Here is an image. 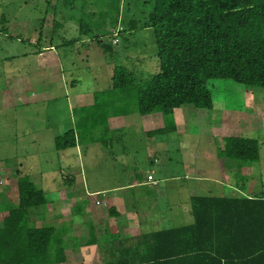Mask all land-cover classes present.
<instances>
[{
	"label": "rangeland",
	"instance_id": "374dc122",
	"mask_svg": "<svg viewBox=\"0 0 264 264\" xmlns=\"http://www.w3.org/2000/svg\"><path fill=\"white\" fill-rule=\"evenodd\" d=\"M51 1L52 3L48 0H0V33H7L11 37L0 35V59L2 58L0 60V211L15 206L18 201L17 171L27 174L38 187L45 190L47 197L46 205L34 208L30 212L29 221L36 226L53 225L60 228L63 225L68 228V233L63 234L62 239L67 264H99L95 260L96 255L100 258L97 250L94 247L91 248V245H85L89 239V232H87L88 226H90L87 217L89 200L82 190L79 202L74 203L76 195L71 194L69 187L76 186L75 189L78 191L77 185L80 183L81 175L76 174L73 169L76 167L79 171H85L87 160H89L88 139L94 138V134L106 135V132L102 126L90 129L92 120L82 128L77 125L78 123H74L77 111L73 112L68 107L67 97L78 91L102 90L103 87L105 89L108 87V83L110 85L112 83L115 65H122L131 70L136 81L149 79L159 72L157 46L152 29L141 27L148 18L151 4L148 0H120L119 11L116 13L113 0H71L72 7L69 6L71 5L69 0ZM88 2V8L83 9L84 14L80 8L84 4L87 5ZM104 3L106 6L103 8ZM91 13L93 16H90ZM55 14L64 23L66 30L61 31H64L66 38L71 39L78 36L80 28L78 19L92 27L91 34L84 38L81 36V40L84 39L83 42L79 41L76 44L70 42L63 45L60 43L61 40L55 37V31L52 30L55 25L53 22ZM116 16L121 30L117 32V43H113L115 36L111 34L118 27H115L116 22H114ZM133 17L137 19L138 25L137 29L130 33L127 22ZM22 26L29 33L38 30L30 46L26 42V38L31 37V35H27V31L21 36L16 35L20 29H23ZM103 27H107V29L103 30ZM102 32L111 34L99 38V35L103 34ZM41 33H44L46 37L42 40L46 39L47 42L50 36L54 35L53 43L58 45L57 53L62 58L64 68L70 71L60 74L59 67L50 68L54 64L53 61H49L46 63L48 74L45 80L41 76H36L26 83L23 94L25 99L23 98L24 102L22 103L19 98L15 97L13 88L10 86L9 71L10 68H23L22 63L26 60L22 57L18 59L15 57L14 62L7 60L11 65H6L4 58L30 50V63L28 65L26 61V67L27 65L31 68L42 66L43 60L39 58L35 60L33 57V51L37 47L35 39L40 37ZM97 38L102 39L103 42L111 43L114 52H104ZM73 62L75 68L72 69L70 65ZM49 68L51 72H49ZM46 73L44 72V74ZM62 75L63 79L61 80ZM71 79L75 80L73 82L75 90H69ZM44 86H49L48 89H52L50 101L41 99L39 91L43 90ZM209 88L214 103L212 109L195 108L191 104H184L174 110L173 117L178 124L175 134L178 135V139L168 142V146H165L166 149L156 151L155 156L158 162H155L153 167L156 171L155 176L164 178L177 173L176 170L180 169L179 172H181L182 162L189 159L193 162L192 166L195 171L201 172L203 176H217L216 171L220 170L219 179L225 174H231L234 179L243 177L245 184L252 181L256 187L259 181L263 180L264 182V88H246L244 85L228 79H212L209 81ZM4 100L8 102L11 100L12 103L16 102L18 105L13 108L12 104L10 105L11 101L9 105L7 102V109L5 107L4 110ZM102 108L100 113L103 112ZM158 115L163 122L162 114L157 112ZM139 117L136 112L131 115L129 119H133L136 122L135 125L128 126L127 130H122L119 133L142 132L141 127L145 126V120ZM71 120H73L72 123ZM148 123H150V118ZM97 124L100 125L99 122ZM73 128L76 131L84 129V133L80 138V147L77 148L79 152L75 148L65 151L68 156L63 159L70 167L65 168L63 161L57 157V151L53 148V139L56 135H61L66 130ZM162 128H164V124ZM86 129L88 131H85ZM168 133L170 132L161 134L166 137ZM232 135L257 139L259 160L248 164L224 157L220 152L224 144L223 138ZM181 142L185 143L187 147L180 146ZM132 145L138 149L141 146H146V144L141 145L135 141L132 142ZM144 151L145 159L151 155V160H153L154 153L147 149ZM107 170L110 171V169ZM74 176L75 179L72 181ZM83 178H85L84 173ZM177 181V183L184 182L183 179ZM189 181L192 182V180ZM194 187L190 186L192 192L205 194V192L197 190L196 186ZM60 188L68 190L66 194L71 196L70 200H66L68 203L64 204L59 199L56 189ZM164 189H168L166 194L170 198L173 190L169 188V185ZM258 191L261 189L256 187V192ZM188 194L189 191L186 190L177 199L185 202ZM164 203L166 204L165 209L170 211L171 206L168 201ZM79 210L84 212V215L74 218L73 215ZM90 249H93L92 253H89Z\"/></svg>",
	"mask_w": 264,
	"mask_h": 264
},
{
	"label": "trees",
	"instance_id": "16d2710c",
	"mask_svg": "<svg viewBox=\"0 0 264 264\" xmlns=\"http://www.w3.org/2000/svg\"><path fill=\"white\" fill-rule=\"evenodd\" d=\"M148 1L151 9L141 27L152 29L159 72L136 81L131 70L115 65L110 87L95 93L93 105L79 111L78 126L92 120L90 129L102 126L107 133L110 114L159 112L163 129L170 130L175 128L174 110L181 105L213 108L212 79L264 88V0ZM113 2L118 13L120 0ZM69 4L72 7L71 0ZM83 9L86 4L81 8L84 13ZM78 21L80 33L90 35L92 27ZM114 22L115 27L120 24L117 16ZM127 25L133 33L137 19L133 17ZM102 33L99 38L108 35ZM97 41L104 52H114L111 43ZM83 133L84 129H69L56 136L55 149L75 147ZM223 139L224 157L248 164L259 160L257 139L233 135ZM16 184V205L0 211V264H67L62 239L68 228L29 221L34 208L47 204L45 190L18 171ZM191 211L193 223L140 239L146 250L136 254L138 258L125 255L122 263L105 264H264V197L193 196ZM93 242L92 237L86 243Z\"/></svg>",
	"mask_w": 264,
	"mask_h": 264
},
{
	"label": "crops",
	"instance_id": "0c3cea01",
	"mask_svg": "<svg viewBox=\"0 0 264 264\" xmlns=\"http://www.w3.org/2000/svg\"><path fill=\"white\" fill-rule=\"evenodd\" d=\"M48 2L52 3L51 0H48ZM73 5L75 4L73 3ZM88 6L89 2L86 5V8H88ZM76 8H78L77 5ZM56 15L57 14H55L53 18L55 25L52 30L55 31V37H58L61 40L60 43L63 45L70 43V41L73 44H76L79 41L83 42L84 39L81 40V36L84 38L89 35L85 33L81 34L79 30L78 36L72 37L71 39L66 38L64 31H61L66 30V28L64 29V23L61 21V18L56 17ZM117 26V30L111 34L112 36H115V39H117V32L121 30L120 24H117ZM22 27L23 29H20V31L17 32V36H21L22 33L27 31L24 26ZM37 32L38 30L33 33H29L28 31L26 32L27 35H31V37L26 38V42L29 46L32 44L31 41L35 38ZM1 34L11 38L7 33H0V35ZM108 36H110V34ZM43 38H46L44 33H41L40 37H36L35 40H37V47L35 48L36 50L33 51V57L35 60L36 58L43 60L42 62H44V64L42 66H38L37 68H31V66H28L30 63V50L24 52L22 51L19 54L8 55L4 58V63H6V65H11L8 64L10 62L7 60L14 62L20 57L28 63L26 67V61L23 60V68H10L9 71L11 76L10 86L13 88L15 97L19 98L22 103L25 99L23 94L25 92L26 83H29L31 79L36 78V76H41L45 80L46 75L48 74L46 63L53 61L52 63L54 66L50 68L56 69L59 67L60 74L64 71H70L64 68L62 58L60 54L57 53L58 45L53 43L52 36H50L48 42L46 39L42 40ZM68 40L70 41L67 42ZM0 60H2V58ZM70 68H75L74 62L70 65ZM20 71L24 73H21ZM44 72L47 73L44 74ZM49 72H51V69ZM41 73H43V75H41ZM62 79L63 75L61 76V80ZM74 81V79L70 80L71 88L69 90H75L73 86ZM108 87H110L109 83ZM48 88L49 86H44L43 90L39 91L41 99L45 101H50L51 99L50 94L52 89ZM103 88L102 90H104ZM102 90L98 89L85 92L78 91L75 94L68 95V107L73 112L75 110L77 111L74 123L80 119L79 111L83 107H91L94 103V94ZM65 93L67 95V92ZM10 101L11 100H9V102ZM7 102L8 101L4 100V110ZM9 102L7 105H9ZM15 103L16 102L12 103L11 101L10 105L12 104L11 106L14 108L18 105V103H16V105ZM133 114H135V112H131L126 115L110 114L106 120L109 133H106V135L94 134V138L88 139V145H90L88 148L89 160H87L85 171H79L76 167L73 169L76 174L81 175L79 178L80 183L77 185L78 191L75 189L76 186L69 187V191H71L72 195H76L74 201V203L77 201L76 204L79 202V196H81L82 190H84L83 193L89 200L87 217L90 226H88L87 232H89V239L92 237L94 238V242L89 245L92 246L91 248L94 247L99 253L100 258H98L97 255L95 256V260L98 261L99 264H105L109 261H119L122 263L123 260H125L123 258L125 255H131L130 258H134L136 257V254L138 255L146 250V246L143 243H140V239H142L145 235L154 231L185 226L193 223L194 218L191 211V199L193 196H235L237 194H242L247 197H264L263 180L259 181V184L256 186L258 189H261V191L256 192V187L252 181L246 182L245 184L243 177H241V179H234L231 174H225L219 179L220 170L216 171L217 176H203L201 172L197 173L195 171V168L192 166L193 162L189 159L182 162L181 172H179V169L176 170L177 173H174L173 175L171 174V176L157 178L155 176L156 171L153 168L154 163L158 162L155 156L156 151L166 149L165 146H168V142L178 139V135L175 134L178 129V124L175 121V128L164 130L162 128L164 123L162 122L161 117H159V115L157 116V112L146 115L139 114V118H143L145 120V126L141 127L142 132H135V134L119 133L122 130H127L128 126H132L133 124L135 125L136 122L133 119H129ZM151 115L155 117H152ZM149 118L150 123H148ZM72 122L73 120H71V123ZM72 126L73 124L71 127ZM54 131L55 130L53 129V133L55 134ZM164 132L170 133L164 137L165 135L161 134ZM56 136H59V134ZM133 141L138 142L141 145L146 144V146H141L138 149L132 145ZM79 143H77V145L73 148L77 150V148L80 147ZM181 145L182 147H187V145L183 142L180 143V146ZM53 148H55V146ZM68 149L72 148L64 150L55 149L57 151V157L63 161V166L65 168H70L64 160L68 156V154L65 153ZM144 149L154 153L153 160H151V155L145 159ZM77 152L79 151L77 150ZM107 169H110V171ZM83 173L85 178H83ZM147 175H152L155 183L149 181L147 179ZM180 175L183 176L181 177ZM73 179H75V176L72 177V181ZM179 179H183L184 182L177 183V180ZM189 180H192V182ZM179 184L181 185L179 186ZM168 185L169 188L173 190L170 198H168L166 194L168 189H164ZM191 185H193V187L196 186L197 190L203 191L205 194H196L195 192H192V190H190ZM186 190L189 191L188 198L185 202H181L177 198ZM67 191L64 188L56 189V192L59 194V199H61L64 204L68 203L66 200H70L71 198V196L66 194ZM167 201L171 206L170 211L164 207L166 205L164 202ZM83 213L79 210L73 215V217H82L84 215ZM86 242L85 245H88ZM92 250L90 249L89 253H92Z\"/></svg>",
	"mask_w": 264,
	"mask_h": 264
},
{
	"label": "built area",
	"instance_id": "2783aa9c",
	"mask_svg": "<svg viewBox=\"0 0 264 264\" xmlns=\"http://www.w3.org/2000/svg\"><path fill=\"white\" fill-rule=\"evenodd\" d=\"M113 42H117V39L113 40ZM147 179H148L149 181H152V182L155 183V181L153 180V176H152V175H147Z\"/></svg>",
	"mask_w": 264,
	"mask_h": 264
},
{
	"label": "clouds",
	"instance_id": "9594fccd",
	"mask_svg": "<svg viewBox=\"0 0 264 264\" xmlns=\"http://www.w3.org/2000/svg\"><path fill=\"white\" fill-rule=\"evenodd\" d=\"M113 43H115V42H113Z\"/></svg>",
	"mask_w": 264,
	"mask_h": 264
}]
</instances>
